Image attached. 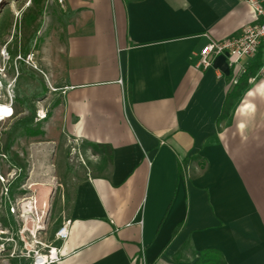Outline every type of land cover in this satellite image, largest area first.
<instances>
[{
    "label": "crops",
    "instance_id": "crops-1",
    "mask_svg": "<svg viewBox=\"0 0 264 264\" xmlns=\"http://www.w3.org/2000/svg\"><path fill=\"white\" fill-rule=\"evenodd\" d=\"M64 1L37 60L42 119L16 99L27 132L8 143L30 147L16 167L40 202L60 188L71 225L57 264H264V79L229 100L256 60L225 53L204 70L196 56L250 25V6Z\"/></svg>",
    "mask_w": 264,
    "mask_h": 264
},
{
    "label": "rangeland",
    "instance_id": "rangeland-1",
    "mask_svg": "<svg viewBox=\"0 0 264 264\" xmlns=\"http://www.w3.org/2000/svg\"><path fill=\"white\" fill-rule=\"evenodd\" d=\"M63 11L64 7L58 3V0H0V52L3 49H6L10 57V60L6 63L0 57L1 67L6 65V77L3 78L4 83L0 85V103L7 100L8 91H10L12 96H14V99H18V103L16 101L17 106L15 109L25 110L23 109L25 108L23 105V102L25 101L26 107L29 111L33 113L35 112L34 115L31 113L33 116H30L29 114L30 120L34 119V117L39 119V114L37 112L39 103L38 101H35L36 94L40 91H43L44 94L46 93V89L48 90V86L47 88L45 87V77L36 71L40 69L37 60L41 55L40 51L42 47L47 45L51 39L60 32V27L64 25L65 17L62 14ZM31 53L35 54L37 69L28 67L22 61L17 60L19 57L26 59ZM23 71H26L27 74L23 75ZM25 82L27 84L29 83L26 97L23 96L26 91H22L23 83ZM8 83H11L12 86L8 87ZM33 87L36 89L34 88V90ZM19 121V118L14 114L12 119L0 122V174L7 175L17 169L16 165L19 164L21 159L23 160V158L20 157V154L26 155V149L30 148L29 146L26 147L24 145L20 147L8 145L9 141H12L13 139H15V141L17 140L19 133L23 134L24 132H27V129L21 128L22 123ZM8 153L13 154L15 159L18 155V158L20 157V159H16V162H12V159H9L8 157ZM81 158V156H78V153L75 154L73 159L76 161H73L75 163L72 165H78L77 163H79ZM83 159L85 160V158ZM18 170L19 169H17V171ZM19 171V176L13 177L10 184V198L12 202L21 200L26 195L31 194H34L37 198V192L29 188L32 184L25 176V172L23 171L24 175H22V172ZM1 190L2 187L0 185V201L2 197ZM59 192L60 188L57 189L55 197L50 203L49 210H45L42 205L47 203L51 195L42 202L37 199L40 206L39 208L47 214L49 222L46 230L44 229L43 231H40L35 237H32L27 233L25 242L17 239L20 227L13 222V216L10 215L8 210L0 209V221L3 224V228L9 231V237L16 242L5 244L7 250L0 255V264H12L15 261L17 264H32V260L28 258V255L33 256L35 252L40 250V247L42 246L38 245L39 242L48 245H55V243H57L54 238L55 233L62 224L64 217L63 211H61L59 207L61 199ZM28 227L30 228L31 225L29 224L27 229H29ZM13 251L16 252V257L8 259V256ZM22 254L26 257H17Z\"/></svg>",
    "mask_w": 264,
    "mask_h": 264
},
{
    "label": "built area",
    "instance_id": "built-area-1",
    "mask_svg": "<svg viewBox=\"0 0 264 264\" xmlns=\"http://www.w3.org/2000/svg\"><path fill=\"white\" fill-rule=\"evenodd\" d=\"M245 2L250 6L252 13V23L242 31L231 38H228L223 41H211L207 44L198 54H196L197 67L208 70L212 67L214 60L228 53L230 56V65L231 67L240 66L241 61L244 58H250L252 60H256L258 57H261V65L257 71L255 78L264 79V0H245ZM58 3L64 7L65 1L58 0ZM0 57L6 63L10 60L9 53L6 49H3L0 52ZM17 60L22 61L26 65L37 69L35 63V54L31 53L27 56L26 59L19 57ZM6 65L1 67L0 65V78L6 77ZM246 68H241L240 74H245ZM1 83V82H0ZM234 83H238V79L234 80ZM121 85H124L123 81H120ZM11 83H8V87H11ZM14 96H12L11 92L8 91V98L5 102L0 103L4 107H8L10 112L5 115L0 111V122H4L10 120L14 117ZM1 108V106H0ZM7 116V117H6ZM39 119H42V116L38 115ZM45 116H43L44 118ZM78 141H73L72 143L76 144ZM73 154L75 149L72 150ZM78 152H75L77 154ZM79 156V153H78ZM5 158V157H4ZM80 162L85 165L84 160L81 158ZM19 171V170H18ZM17 169L13 170V172L5 174H0V185L2 187L1 190V201H0V209L8 210L10 215H12L14 219V223H16L20 229L18 231L17 239L22 242L26 240V234L29 233L32 237H35L40 231L46 230L48 224V216L45 214L42 209L39 207V203L34 194L26 195L21 200H17L12 202L10 196V184L13 177H18ZM20 172V171H19ZM31 188V187H29ZM57 192V188H53L51 192V197L48 199L46 204H43V208L45 210H49L50 203L52 199L55 197ZM8 208V209H7ZM44 214V217H43ZM31 225L29 229H27L28 225ZM71 225L70 221H66L55 233V240L65 242L69 238V226ZM9 231L3 228V224L0 221V255L3 254L7 249L5 248L6 243L14 242V239L9 237ZM16 243V242H14ZM40 250L34 253L33 256L28 255V258L32 260V264H57L62 259V249L54 244H42L38 243ZM17 246V244H16ZM15 251H13L8 259L14 258ZM17 257L25 258L24 254L18 255ZM144 262V259H142ZM8 261V260H6ZM145 264V262H144Z\"/></svg>",
    "mask_w": 264,
    "mask_h": 264
},
{
    "label": "trees",
    "instance_id": "trees-1",
    "mask_svg": "<svg viewBox=\"0 0 264 264\" xmlns=\"http://www.w3.org/2000/svg\"><path fill=\"white\" fill-rule=\"evenodd\" d=\"M261 65V57H258L256 59V61L254 62L253 65L249 66V68L247 69L246 73L240 78V80L238 81L236 87H235V91L234 93L229 97V100L230 98L232 99V97H234L236 94L238 95L239 94V91L241 89H243L247 83H248V80L253 77L256 72L258 71L259 67ZM94 148H97V149H102V151H104L105 153L107 152V154H110V150L108 146H105V145H94ZM109 151V152H108ZM215 257H208V255L202 257L201 261L202 263L201 264H213V262L215 261L214 259ZM12 264H17V262H13Z\"/></svg>",
    "mask_w": 264,
    "mask_h": 264
},
{
    "label": "bare ground",
    "instance_id": "bare-ground-1",
    "mask_svg": "<svg viewBox=\"0 0 264 264\" xmlns=\"http://www.w3.org/2000/svg\"><path fill=\"white\" fill-rule=\"evenodd\" d=\"M0 106H1L0 111H1L2 114L7 115L10 112L8 107H4L3 105H0Z\"/></svg>",
    "mask_w": 264,
    "mask_h": 264
},
{
    "label": "clouds",
    "instance_id": "clouds-1",
    "mask_svg": "<svg viewBox=\"0 0 264 264\" xmlns=\"http://www.w3.org/2000/svg\"><path fill=\"white\" fill-rule=\"evenodd\" d=\"M0 85H2V83H4V79L0 78Z\"/></svg>",
    "mask_w": 264,
    "mask_h": 264
}]
</instances>
